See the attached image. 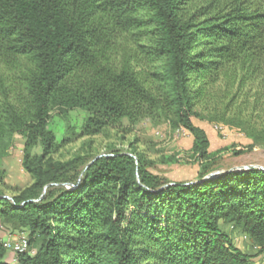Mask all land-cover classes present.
<instances>
[{
    "label": "trees",
    "instance_id": "obj_1",
    "mask_svg": "<svg viewBox=\"0 0 264 264\" xmlns=\"http://www.w3.org/2000/svg\"><path fill=\"white\" fill-rule=\"evenodd\" d=\"M194 118L252 139L235 155L264 140V0H0V144L23 138L31 178L8 196L0 173V218L28 234L0 264H255L221 225L264 249V169L203 179L218 153ZM142 120L188 131L196 181L151 173L136 138L57 158Z\"/></svg>",
    "mask_w": 264,
    "mask_h": 264
},
{
    "label": "rangeland",
    "instance_id": "obj_2",
    "mask_svg": "<svg viewBox=\"0 0 264 264\" xmlns=\"http://www.w3.org/2000/svg\"><path fill=\"white\" fill-rule=\"evenodd\" d=\"M85 115L86 113L80 109L71 110L68 120L77 127ZM193 121L206 131L210 141L209 150L218 153L210 173L250 166L264 168V140H259L258 146L252 151L235 155L233 151L253 142L252 139L236 128H230L223 123L201 121L196 118ZM64 127V120L56 110H53L50 114L49 129L58 140L63 136ZM124 135V142L118 141L112 136V133L96 136L92 139L83 138L64 148L57 158L68 159L75 152L89 149L92 152L105 153L111 146L125 150L127 149L126 142L136 138L139 149H144L153 160V164L149 168L151 173L158 175L167 183H192L198 179L199 166L194 161L190 150V135L185 129H172L167 122L153 123L149 120H142L132 127L131 132ZM22 149L23 138L18 134H13L0 144V173L5 185L4 191L8 196L13 191L28 185L31 181L28 172L21 165ZM231 226V224L221 225L222 229L231 236L234 245L242 252L250 255L255 264H264V249L254 246L248 241L243 231ZM24 235H28L25 228L5 223L0 218V243L7 240L13 241V239H18ZM33 252L32 249L30 253ZM14 257L15 254L12 251L6 250L5 260L7 262L12 263Z\"/></svg>",
    "mask_w": 264,
    "mask_h": 264
},
{
    "label": "built area",
    "instance_id": "obj_3",
    "mask_svg": "<svg viewBox=\"0 0 264 264\" xmlns=\"http://www.w3.org/2000/svg\"><path fill=\"white\" fill-rule=\"evenodd\" d=\"M14 242V249L9 250L12 251L14 254L24 252L28 249V238L27 235L21 236L20 238L13 239ZM13 262H15V257L13 258Z\"/></svg>",
    "mask_w": 264,
    "mask_h": 264
},
{
    "label": "water",
    "instance_id": "obj_4",
    "mask_svg": "<svg viewBox=\"0 0 264 264\" xmlns=\"http://www.w3.org/2000/svg\"><path fill=\"white\" fill-rule=\"evenodd\" d=\"M251 168H254V167L250 166V167H246V168L215 171V172L209 173L203 179H210V178L216 177L218 175H221V174H223L225 172H229V171H240V170H246V169H251ZM257 168L258 169H264V168H261V167H257Z\"/></svg>",
    "mask_w": 264,
    "mask_h": 264
},
{
    "label": "bare ground",
    "instance_id": "obj_5",
    "mask_svg": "<svg viewBox=\"0 0 264 264\" xmlns=\"http://www.w3.org/2000/svg\"><path fill=\"white\" fill-rule=\"evenodd\" d=\"M183 132V131H182ZM181 132V133H182ZM179 135V134H178ZM183 135V134H182ZM6 250H12L14 249V242L13 241H3L2 242Z\"/></svg>",
    "mask_w": 264,
    "mask_h": 264
}]
</instances>
